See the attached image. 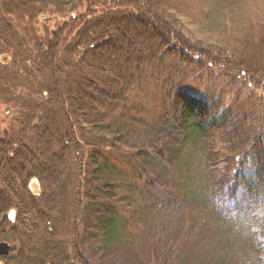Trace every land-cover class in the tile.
<instances>
[{"label":"trees","instance_id":"obj_1","mask_svg":"<svg viewBox=\"0 0 264 264\" xmlns=\"http://www.w3.org/2000/svg\"><path fill=\"white\" fill-rule=\"evenodd\" d=\"M258 89L264 0H0V264H264Z\"/></svg>","mask_w":264,"mask_h":264},{"label":"rangeland","instance_id":"obj_2","mask_svg":"<svg viewBox=\"0 0 264 264\" xmlns=\"http://www.w3.org/2000/svg\"><path fill=\"white\" fill-rule=\"evenodd\" d=\"M52 11H53V9L51 11L44 12L41 15H39V18H37L34 25H35L36 29L38 30V34L44 33V35H45L46 30L47 31L52 30L62 19L60 16L56 15ZM66 16L68 17V15H66ZM13 20H14V23L18 25V22L14 17H13ZM181 30L187 36L193 37V38L195 37L194 29L192 27L182 25ZM217 76L218 75H216L215 79H213L214 81H209L207 79L206 80L203 79L204 83L202 84V86L203 85H204L203 87L210 86L217 92L221 87L219 85H217L215 81H217V83L222 82V80L219 79ZM166 77H167V73L161 74L160 77L155 76L154 78L158 79L159 82L155 81V79L153 78V80L148 81L147 84L141 88L140 93L138 95V99L136 101H138L144 109L150 110V107H152L158 103V93L160 91L159 90L160 84H162V82L164 81V79ZM153 81H155L154 84L151 83ZM235 90H236V88H233L232 92H235ZM254 93H255V94H253L254 98L257 96V98L259 100H261V102L263 101V103H264V90L258 89ZM248 94H249V92H247V91L242 92V94L239 96V103L243 102ZM228 98L230 100L232 99V93L228 96ZM131 104H132V102H131ZM248 104H249V100H245L244 107L247 108ZM12 112H13V109H11V107L8 104L0 103V130L5 128V126L9 122V119H10ZM120 168L123 171L124 180L127 183L138 182V177H137L135 171L133 170L132 166L127 165L125 163H121ZM30 186L34 192L38 191L37 186L35 185L34 181H32ZM0 241H3V240L0 239Z\"/></svg>","mask_w":264,"mask_h":264},{"label":"water","instance_id":"obj_3","mask_svg":"<svg viewBox=\"0 0 264 264\" xmlns=\"http://www.w3.org/2000/svg\"><path fill=\"white\" fill-rule=\"evenodd\" d=\"M11 220H14V213H11ZM10 253L9 244L6 242H0V258L7 257Z\"/></svg>","mask_w":264,"mask_h":264}]
</instances>
